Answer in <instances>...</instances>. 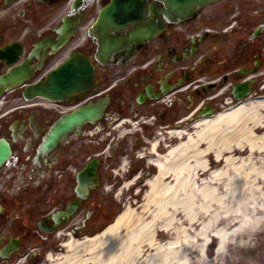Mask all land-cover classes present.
I'll return each instance as SVG.
<instances>
[{
	"label": "flooded vegetation",
	"instance_id": "1",
	"mask_svg": "<svg viewBox=\"0 0 264 264\" xmlns=\"http://www.w3.org/2000/svg\"><path fill=\"white\" fill-rule=\"evenodd\" d=\"M149 1L165 26L131 57L112 55L101 65L89 31L111 0H0V143L10 150L0 164V253L13 249L0 264L42 263L58 228L53 215L73 201L78 209L66 224L85 210L92 224L106 220L112 213L101 212L99 200L116 183L114 171L144 170L141 157L151 144L163 140L160 153L173 145L172 132L188 125L200 101H218L223 84L232 87L264 68L262 0H218L180 20L163 1ZM146 16L153 19L149 7ZM80 59L93 68L88 84L81 71L48 85L54 71ZM262 80L257 73L249 89ZM33 85L53 88L51 98H27ZM98 103L103 109L94 123L46 145L62 116ZM89 162L98 184L82 200L77 174Z\"/></svg>",
	"mask_w": 264,
	"mask_h": 264
},
{
	"label": "bare ground",
	"instance_id": "2",
	"mask_svg": "<svg viewBox=\"0 0 264 264\" xmlns=\"http://www.w3.org/2000/svg\"><path fill=\"white\" fill-rule=\"evenodd\" d=\"M187 131H173L180 141L168 139L173 145L163 154V140L153 142L154 173L123 185H142L140 203L131 202L93 237L68 234L63 250L48 254L46 264H233L230 252L242 258L258 246L256 237L264 233V98L249 97L193 121Z\"/></svg>",
	"mask_w": 264,
	"mask_h": 264
},
{
	"label": "rangeland",
	"instance_id": "3",
	"mask_svg": "<svg viewBox=\"0 0 264 264\" xmlns=\"http://www.w3.org/2000/svg\"><path fill=\"white\" fill-rule=\"evenodd\" d=\"M259 8L258 10H260L261 15H263L264 13V0L260 3L259 2ZM264 20V17H263ZM261 73L264 74V68L259 71ZM258 72V73H259ZM252 80H256L257 78H253V77H257V74H254L252 76H250ZM264 82V81H263ZM261 82L257 87H255V89L251 90L253 91L252 93H256L258 92V94H260V92L262 90V86L264 85V83ZM215 106L219 105V102H215L214 104ZM220 107V105L218 106V108ZM144 161V159H143ZM125 170V169H124ZM151 167H147V163H144V170H141L137 173L134 174V178H137V176H147L146 175V171H151ZM125 171H119L118 175L121 177V180H124L125 184H130L132 181L131 179H124V177L126 176ZM125 174V175H123ZM152 174V172H151ZM146 178V177H144ZM114 179L116 180V177H114ZM140 179V178H139ZM121 180H117L116 182V186H112V185H107V188L105 189V191L103 190V193L100 194V200L99 203L102 204V208L101 211H103V209H110L112 215L111 217L105 221L101 220L99 223H95V225H91L90 222H86L84 221V217H85V213L86 210L83 213H78L72 223L70 224V226L68 228L73 227L74 225L76 226H81L82 223H84V229H87V234H85V231H82L80 236H90L94 233H96L97 231H101L103 230L109 223L113 222L114 220H116V218H118L122 212L124 210L127 209V207L130 205L131 202L136 201L137 204L141 202L143 197V192H144V188L142 187V185H138L136 186V188L132 187L133 189H125L123 186L117 187L119 181ZM124 184V185H125ZM119 192H122V194H119ZM140 192V193H139ZM138 193V194H137ZM138 196V197H137ZM107 202V204H106ZM107 205V206H105ZM67 226V225H66ZM95 226V227H94ZM68 229L66 231H61L60 235L58 234L56 237H53L52 239V245L49 246V250H47V252H49L50 254H52L53 256L57 255V251L61 250V244L64 243L66 237H67V233H68ZM80 236L76 235L75 237L80 238ZM257 241L256 243H258L259 245L256 247H253V249L250 251V253H248L246 256L244 257H240L236 254L235 251L230 252V255L233 256L232 262L233 264H264V233L259 234V237H256ZM214 247L212 246L209 250L208 253H210L211 256H213L214 259V252H216L215 249H213ZM213 255H212V254ZM54 256V257H55ZM35 262V261H34ZM42 264H45V261H42ZM230 262V263H232ZM240 262V263H238ZM36 264V262H35ZM38 264V263H37Z\"/></svg>",
	"mask_w": 264,
	"mask_h": 264
},
{
	"label": "water",
	"instance_id": "4",
	"mask_svg": "<svg viewBox=\"0 0 264 264\" xmlns=\"http://www.w3.org/2000/svg\"><path fill=\"white\" fill-rule=\"evenodd\" d=\"M171 5L174 7L181 8V11L189 10L192 5L196 2H200L202 0H168ZM178 3L179 5H177ZM121 7L118 8L117 3L113 2L107 9L105 8L103 12H101L100 17L97 21L96 27L101 29V35H105L111 32V28L121 29L123 25L129 24L132 20H138L141 18L142 14V2L140 0H123V3L120 4ZM132 5V6H131ZM131 9H135L136 12L130 11ZM117 11L115 16L114 12ZM106 29V31H104ZM143 37V27L140 26L139 28L130 32L127 38L123 39H109V37L105 36L104 38L100 39V47L101 50L105 53H109L115 51L114 48H125L124 50L128 51L134 43H139L140 39ZM108 56V54H107ZM91 111H81L78 113H74L71 116L64 117L58 124L55 126L52 136L58 137L59 135H63L64 133L68 132L72 127L76 125H80L83 122V119L86 118L84 116H88ZM52 140H54L52 138ZM50 144V143H49ZM51 145V144H50ZM9 150L8 146L4 143L0 144V163L8 156Z\"/></svg>",
	"mask_w": 264,
	"mask_h": 264
}]
</instances>
